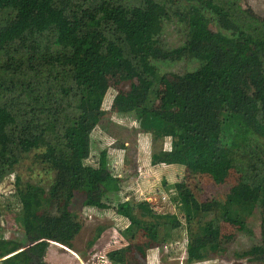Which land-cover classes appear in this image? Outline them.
<instances>
[{
    "label": "trees",
    "instance_id": "trees-1",
    "mask_svg": "<svg viewBox=\"0 0 264 264\" xmlns=\"http://www.w3.org/2000/svg\"><path fill=\"white\" fill-rule=\"evenodd\" d=\"M185 1L174 14L186 40L163 50L156 40L167 18L162 0H0V169L22 152L42 150L57 172L53 190L65 197L60 217L29 227L25 215L35 214L37 195L27 190L15 196L22 209L14 221L24 240L32 234L40 247L67 244L80 225L70 212L77 194V210L110 209L126 218L130 226L121 236L138 230L155 239L154 227L131 215L134 207L150 213L148 204L122 200L105 151L89 147L107 90L124 82L128 90L112 99L120 116L143 131L178 135L169 151L152 154L150 166L222 180L230 169L238 174L224 203L206 200L204 206L183 181L175 183L186 222L198 223L196 241L185 244V264L218 240L219 222L250 234L246 221L264 206V18L232 0ZM203 10L218 31L209 29ZM182 56L197 68L161 75L150 64ZM241 254L264 256V240ZM105 256L123 262L116 251Z\"/></svg>",
    "mask_w": 264,
    "mask_h": 264
},
{
    "label": "rangeland",
    "instance_id": "rangeland-1",
    "mask_svg": "<svg viewBox=\"0 0 264 264\" xmlns=\"http://www.w3.org/2000/svg\"><path fill=\"white\" fill-rule=\"evenodd\" d=\"M162 1L165 2L167 18L162 21L156 40L163 50H172L180 47L186 40V29L174 14V11L179 13L184 8L186 1ZM232 1L255 17L264 18V0ZM202 12L209 19V29L218 31L210 14L204 10ZM150 64L161 75H182L197 68L196 61L185 56L178 60H150ZM128 84L120 83L107 90L96 114L97 124L89 133V147L105 151L110 171L118 179L122 200L131 201L135 205L142 201L148 204L150 213L134 207L131 215L142 225L153 226L155 239H150L138 230L132 237L121 236V231L128 230L130 226L126 218L117 216L110 209L102 212L77 210L81 200L77 194L71 201L73 206L70 212L76 214L74 219L80 225L67 244L47 241L44 242L45 247H40L43 242L36 241L37 237L32 234L24 240L22 227L14 221L20 207L22 209L15 197L17 194L31 190L37 195L35 214L25 215L29 227L60 217L65 206L62 191L53 190L56 169L43 160L42 150H31L20 153L12 164L10 162L13 158L10 159L0 169V250L4 252L0 264H12L11 259L16 257L18 264H23L26 247H29V252L30 249H41V259L36 264H185V244L196 241L198 223L197 220L186 222L184 211L176 201L178 192L182 189L177 190L175 183L183 181L199 204L204 206L203 202L206 200L224 203L229 198V189L238 181V174L230 169L222 180L189 174L180 168L150 166L152 154L169 151L178 135L172 131L158 134L143 131L128 117L116 112L112 99L117 92L127 91ZM41 129L42 127L38 132ZM183 195L186 196L183 197L186 203L187 194ZM200 205L195 204L199 213L203 209ZM245 227L250 234L219 222L218 240L206 245L201 257L190 264H264V256L241 254L255 241L264 240V206H258L254 210ZM166 233H169V240L165 237ZM17 244H20L19 250L14 248ZM14 250L17 254L7 258L15 253L12 252ZM114 251L122 257V263L111 261L105 256Z\"/></svg>",
    "mask_w": 264,
    "mask_h": 264
},
{
    "label": "flooded vegetation",
    "instance_id": "flooded-vegetation-1",
    "mask_svg": "<svg viewBox=\"0 0 264 264\" xmlns=\"http://www.w3.org/2000/svg\"><path fill=\"white\" fill-rule=\"evenodd\" d=\"M28 248L24 249V252H23V254H24V257H23L24 262H23V264H36L37 262H39L41 257H38L36 255H32L31 253H29V249ZM16 254L17 253L15 252L14 254L10 255L7 258H10L11 256L16 255Z\"/></svg>",
    "mask_w": 264,
    "mask_h": 264
},
{
    "label": "water",
    "instance_id": "water-1",
    "mask_svg": "<svg viewBox=\"0 0 264 264\" xmlns=\"http://www.w3.org/2000/svg\"><path fill=\"white\" fill-rule=\"evenodd\" d=\"M26 248H28V247H26Z\"/></svg>",
    "mask_w": 264,
    "mask_h": 264
}]
</instances>
